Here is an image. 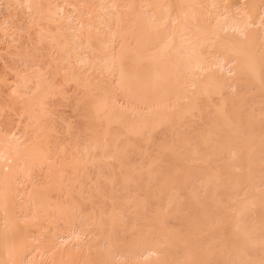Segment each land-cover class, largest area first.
Masks as SVG:
<instances>
[{
    "label": "rangeland",
    "instance_id": "rangeland-1",
    "mask_svg": "<svg viewBox=\"0 0 264 264\" xmlns=\"http://www.w3.org/2000/svg\"><path fill=\"white\" fill-rule=\"evenodd\" d=\"M245 1L247 0H228L227 2H239V4H243L245 3ZM223 6L224 4L221 5V7ZM244 7H246L245 4ZM257 7L258 14L260 12V15H262L264 19V0H261ZM26 14L27 13L22 9V7L18 5L17 1L10 0L9 2H7L5 0H0V132L12 134L13 132L20 130L19 127L21 125L25 124V126H21L22 128L25 127V130L29 129L27 127L31 128L33 126L32 122L35 120H31V117L27 118V116L24 115L25 109H23V107L27 104L28 99L32 95H29L27 93L29 96L27 94L26 97L25 95H22L23 97L21 96V98L23 99H19L20 96L18 95L17 91L14 90L15 88H17V86L21 85V83L19 84V82H21L20 79L22 77H28L29 75L38 73L40 74V77L41 79H43V81H45L46 79L51 83L53 82L55 89L57 88L55 94L53 93V95H45L44 97L42 96V99L40 100L41 105L39 104V106H36V108L38 107L39 110L41 109V111L40 113H38L39 110H35L34 112L36 113V117L39 116L38 120L44 117L43 121L42 119L38 121L40 127L42 126V129H40L42 131L39 133V130L36 135H40L38 137V140L40 142L42 141L41 143H43V149L45 150L48 148L47 155L50 152V154L48 155H51L50 161L48 160L49 164L45 161L44 163H46L47 165L43 164L42 162V164L45 165L43 166L42 164L39 163L38 165V163L35 162V164L37 165V169L34 167L35 164L33 166L30 165L29 171L31 169L32 170L30 172H23L25 173L24 178L23 176H21L22 173L21 175L19 174V177L21 176L22 178L20 177L21 179H19L18 177L20 181H17L16 184H18V187L16 185L15 187L19 188L27 185L25 186L26 190L24 189V187H22L23 192H21V188V190L17 189L19 190L18 193L27 192L23 195L21 194L23 196L21 197V199L23 200L25 195L28 194L30 183L33 182V185L35 184L34 186L32 185V188L34 187V189L35 186L38 185L39 186L36 187L37 189L47 186L48 183L46 184V182L44 181H46L47 179L48 167L54 166L55 168L58 167L62 169V166L60 165L63 164L64 168L67 167V169L65 168L66 171L64 170L63 172L67 173L62 174V182L59 179V187L61 189L64 188L63 191L65 192L67 190V194H70L68 192H71L69 196H72L73 198H69L70 200L74 201L73 212H75H72L73 215H69V224L66 223L67 219H64L63 221L60 220L61 223L57 221L58 223L54 222L52 224L46 219H44L46 220L44 222L43 219H36L38 220L36 221V217L34 218V223L32 222L33 218L29 217L34 214V211L30 215L31 206L27 205L29 206L26 207L28 208L27 214L30 212L28 214L29 216L27 215V221L30 220L29 222H32L34 224L29 229V234L30 236H32L31 238L35 239V242H33V239V241L27 239L31 241V244H29L30 246H32L30 247L31 249H27L29 252H31V250L33 249L32 253L36 250L37 252H34L36 254L33 253L34 256L31 253H27L28 259L27 254H24V256H26L24 258L25 262L26 259L28 261L32 257H35V255L37 257L38 255L40 256L39 258H37L38 261H41V257L44 256V258L42 257V259L47 262V257H45V255H48V252L46 253L45 251H47L48 249H46V247L50 248V246L52 247L53 244H55V249L62 248L64 250H69L67 248H70V250L75 252L76 249H78L77 245L82 244L81 246H83L84 250L86 245L88 247V245H90L91 243L93 244H91L92 248L95 247V250H89L99 252L102 251L101 253H104L105 251L106 255H108L109 261L112 262L111 264H149L150 262L151 264H157V262H159L158 264H218L220 261L222 262V260H227V258L225 257H227V254H229L231 251V249L229 250V248H231L232 240L236 241L237 239V241H241V239H243V236L245 238L249 235L248 233L251 232L250 230H252V228L254 230L255 227H260L261 223L264 222V203L255 207L249 206L251 200L249 197H251L252 200H255V195L257 196L259 193L258 196H260L262 194L261 191H264V145L261 151L258 153V161L256 160V169H253L256 172L255 173L253 171L251 172V170H249L246 165L244 166L247 160V156L246 154H244L245 149L234 148V151H232V149H230L229 151V147L225 148L226 150L224 149V153H220L221 155H219V152L215 151V149L218 147L215 146V142L217 141L216 143H219L221 141L218 140L220 136H215L218 137L217 140H215L214 135L210 136L209 132L211 131V134L215 129L214 128L213 130H211L213 128V125L216 127L215 123L217 122V119L220 118L219 112H222V109L224 110V113L231 115L230 118L231 120H233L234 124L236 123L239 125H237L239 128H243L241 132L243 130H248V132L244 131V133L246 132L257 134L261 133V131L264 130V88L260 86L264 84L262 83L264 82V67L262 69V72L260 73V76H262L263 74V79L261 78V82L259 83L260 85L254 83L255 86H260L259 88H257L258 86L255 87L253 83L250 84V81L248 82L245 76L236 78L237 86L233 87L235 85V80L233 81L231 78H229L231 79L230 81L228 77H232L233 79H235V77L231 76L233 75L232 73L227 74L228 72L226 69H219V67L214 64L216 62L215 58H217L216 56L218 55H216V53L214 54V52L212 55L211 51L208 52L207 50H209L210 47L208 49L206 48L208 47L206 45V51L203 48V51L205 53L204 55L206 56L204 58H208V61H205L206 63H208L206 64V66H211L210 68L207 66L205 74L207 75V72H209L211 73L210 75L215 74L217 77H221V82L224 80L225 87L222 86L223 91H220L221 93H223L222 95L217 96L216 93L214 94L208 88L205 89L206 86H204L203 82L200 81L205 79L204 76L206 75L203 74L204 72H201V76L197 70L193 71L191 69V71L195 73L193 75L191 74L190 70H187L190 72H186L185 68H180V70L178 65V67L176 68L180 70L179 75L177 70H171L169 72L166 71L168 73L165 72V74H169L168 78H166V84L168 85L171 83L172 88L175 87V90H177L178 86L180 85L185 90L183 88V90H181L179 87L180 92L178 90L173 93L174 89L169 87L170 89H172V91H170L169 89L167 90L163 88L167 85L163 84L164 82L161 81L162 85L165 86L159 85V87L162 89L157 86L159 90H157V87L155 86L156 88H154L157 92L153 91V87V90H150L151 92L148 90V88L146 90V87L143 86L144 84L141 85V88L139 89L138 86L137 88H135L134 86H130L131 92L135 91L134 89H136L135 93L133 94L134 97H131L132 93L131 96L130 94L128 96L126 93L127 91H125V96L123 95L124 93L121 94L124 88L122 90H118V87L113 84L114 79L109 76L110 73L108 69L106 70L107 66H102V63H98L97 61H95V57H93L92 55L93 53L89 55L90 52L87 51V57L89 56L88 59L92 58V60L89 61H93L92 63L97 62V65H94V67L92 65L88 67L86 73L87 75L85 76V79L88 82L90 81V83L87 84L94 83L96 84V86L94 84L92 85L98 87L95 88L97 90H92L93 95L90 96L85 90V84L81 85L76 83L77 85H73L72 82H69L68 84L64 81V73L60 72L57 69L58 63L54 62L58 61L56 60V56L53 55L54 51L46 42H43V44H41L42 42L39 43L37 40H35V33H33L35 31V27H33L34 23L31 22V25V23L27 19ZM5 20L8 21V24L5 23ZM258 28L255 29L258 30ZM256 35L258 36V34ZM123 44L122 46H124ZM125 44H127V47L131 48L130 43L129 45L128 43ZM147 48V51H143L144 55L142 54L143 52L141 54H138L144 56L141 57L143 59H140V61L146 63L145 67L150 66L148 65V63L158 52L156 48L155 51L154 48L152 49V47ZM131 50V53L134 54L135 49L132 47ZM126 51L129 50L126 48L125 52ZM209 53H211L210 55L215 57L213 58L211 56V58L210 55H208ZM133 54H131L132 58H134ZM133 60L134 59H132V61ZM231 60L232 59H230V61ZM142 62L141 64L145 65V63ZM126 63L127 66L125 68L126 70L127 68L129 70L131 64L130 62H128V60ZM229 63L233 64L232 62ZM128 64H130L129 67ZM230 64H228V66ZM226 68H231V65L230 67ZM183 69L185 71H183ZM56 70L58 71V73L56 72ZM164 70L165 69H163L162 73H164ZM195 71L197 72L198 77L196 76ZM126 72L128 73L129 71ZM170 72L173 76V82L170 81L172 78ZM188 73L191 74V76L193 75L194 78H198L197 80L198 82L200 81V86H202L203 84L206 93L212 92L213 94L208 93L207 95L205 93L207 97L201 95L203 96L201 98L194 92V94L196 95L194 96L193 90H195V88L191 87L189 83V80L192 78L189 77ZM174 76H178L176 78L177 81H175ZM165 77H167V75ZM125 78L127 82V79H129V77L127 76ZM188 78L190 79L188 80ZM36 79V77L33 78L30 85L34 84ZM64 82L67 84H65ZM173 83H175L177 86L173 85ZM126 84H128V82ZM123 85L125 87V84ZM135 85L137 84L135 83ZM19 89L20 91H22L21 87H18V91ZM81 89L83 91H81ZM113 89L116 90L114 94L116 93L117 95L115 94L114 96L113 92H110V95L107 94V97H109L107 98L108 100H106V103H108L107 105L105 103V105L109 108L112 107V109L114 107V110L112 112L115 111L117 113L116 120H120H118L117 122L116 120H114L115 122L110 121V123H108L107 121H105V119L107 117H110L108 115L109 113H107V110L109 108L104 109V114L102 112L104 116L103 117L101 113L95 112V106L97 105L93 104H95L94 102H100L101 98L104 99L105 96L103 95H106L104 94V92L106 93L108 90L114 91ZM140 89L142 92L140 91ZM260 89L262 90V92ZM207 90L209 91L207 92ZM167 91L169 93L164 94V92ZM182 91L184 92L182 93ZM85 92L88 95H85ZM155 93H159V96L155 95ZM111 94L114 97H112ZM120 95L122 96V98ZM149 95H153L152 98ZM180 95L181 99L179 98ZM144 96L150 97L151 100L153 99L154 103H148L147 106L145 102H142V100L144 101ZM182 96H184V100H182ZM220 96H222V98H228L227 101H224L226 100V98L223 100ZM147 97H145V99H150ZM156 101H158V104ZM192 101H194V103ZM220 101L222 102L223 106H221ZM140 102H142V104ZM224 103L226 104L224 105ZM192 104L193 106H191ZM145 105L147 107H145ZM92 106H94V109H92ZM179 106L181 108H179ZM187 106H189L190 112H187ZM194 106L197 108L193 110V108H195ZM184 107L186 110L183 109ZM219 108H221V110ZM31 109L30 110L33 111L35 109V105L32 106ZM184 110L187 113L183 115L180 111L183 112ZM177 111L178 114H180L178 117L175 116L177 114ZM118 112H120L119 118ZM165 113L167 114L165 115ZM170 114L171 116L174 115L173 118L171 117L172 120H170ZM227 114L226 116L229 117ZM150 116L152 118L154 116L153 120H156L155 124L153 126H150V128L147 126V130L145 128H143L144 130L140 129L142 132H138L139 135L138 133L135 135L132 134L131 129H129V124L132 125V123L135 121V123L138 124V121L144 120L145 118L152 119L150 118ZM165 116L167 117L165 118ZM232 116L235 117V119ZM157 119H159L160 121H158ZM27 120H29L30 123H28ZM25 122L29 125H26ZM45 129L48 132H45ZM215 133L216 132L213 131L212 134ZM206 140L209 143H205ZM191 143H193V146H196L197 144L200 145L198 147L201 149L198 150L203 152L202 161L193 160L194 154L191 155L190 152H184V149H186L187 147L192 150L193 146ZM223 143L226 144L225 141ZM47 144H49L48 147L45 146ZM219 144L222 143L220 142ZM225 144L223 145L225 146ZM28 145L31 144L29 143ZM198 147L196 146V148ZM41 149L39 148L40 151H42ZM180 150L182 153H180V158H178L179 156H177V154L179 155ZM44 152H46V150ZM181 154L184 155L183 157L188 154L192 158L187 159V157H189L187 155L185 157L186 159L183 158L181 160ZM52 158H54V160ZM79 160L82 161L80 163H77L76 161ZM54 161L56 163H54ZM225 165H227L228 169H225ZM227 170L229 171V173ZM249 172L254 174L250 175ZM38 175L39 177L37 178ZM229 175H231V177L233 178H229ZM32 178L34 181L32 180ZM32 188H30V190ZM63 191L60 192H62L63 194ZM54 192L52 194L50 193L52 195L50 199L53 200L51 202H61V204L64 205L63 202L66 201L69 205L71 201L68 200V195H66L65 192L64 195L67 196V200H63V197L65 198V196L63 195V197L61 198L62 195L60 196L59 192L57 194L58 196L55 195L57 190L55 193ZM16 193L17 192H15V203L17 204L22 201L20 200L21 195H18V199ZM53 196H56L55 198L57 199L55 200ZM246 200L247 202L245 203ZM247 203L248 205H246ZM71 204L72 203H70V205ZM15 207L19 212L16 213L18 214L16 216H21L22 214L19 215L21 212L19 211L20 209L18 208V206ZM243 210L245 211L243 212ZM38 214H40V212ZM21 222H23V220ZM48 223L49 225H47ZM254 223L256 224L252 227ZM50 224L55 228L56 231L51 228ZM46 226H50L48 230L45 229L47 228ZM72 226L74 227V229H72ZM33 227H36V230ZM65 227L67 230L65 229ZM37 228H40V233L45 235H39V232L36 233V231L38 230ZM96 229L99 231H97ZM54 231L57 234H55ZM88 231L89 233H87ZM53 233L55 234L54 236L58 238L57 239L55 237L57 240H53L54 242L50 240L53 239L51 238ZM64 233H66V235H71V237H73L76 241L74 242L73 239H64L63 241L60 236H62V234L63 236H65ZM36 234H38V237H40V241L38 240V238H35L37 237ZM41 236H43L42 241L44 245L50 243V241L53 244L50 245V243L49 246L46 245L44 246V248L43 244H41ZM139 237L141 238V240L143 238V240L141 241ZM138 238L139 240H137ZM93 240L96 242H94ZM230 240L231 244L229 245L227 244V242L229 243ZM138 241L141 242L140 245L138 244ZM38 242L40 243L37 244ZM135 243L138 245H136ZM34 244H36V246L38 245L37 247L43 248V251H41L40 253L38 249L35 250V247H33L35 246ZM57 244H59V246ZM134 244L141 248L136 249V246H134ZM62 245H64L65 247ZM154 247L157 250L154 251ZM142 248H144V250ZM134 250H136L135 253L133 252ZM80 252L82 253V251ZM223 252H226L227 254ZM153 253L154 255H152ZM222 253L224 256L222 255ZM156 255L158 258H156ZM29 257L31 258L29 259ZM59 258L52 259L57 262ZM61 258V263L63 261V263L65 262L66 264L67 259L64 258V260H62L63 258ZM52 259H50L48 255L47 264H53L54 261ZM148 261L150 262L148 263ZM45 262L44 264H46ZM221 264L226 263L222 262Z\"/></svg>",
    "mask_w": 264,
    "mask_h": 264
},
{
    "label": "bare ground",
    "instance_id": "bare-ground-1",
    "mask_svg": "<svg viewBox=\"0 0 264 264\" xmlns=\"http://www.w3.org/2000/svg\"><path fill=\"white\" fill-rule=\"evenodd\" d=\"M5 1L9 2L10 0H5ZM15 1H17L18 5L21 6L22 9L27 13L26 15H27V19L29 20V22L34 23L33 27H35L34 28L35 31L33 32V30H32V32L35 33V40H37L39 43L42 42L41 44H43V42H46L48 45H50L51 49L54 51L53 55H55L57 58V59L56 58L55 59L58 60V61H54V62L58 63V65L56 63V65L58 66L57 69L60 72L64 73L65 76L62 75L65 77L64 81L67 82L68 84H69V82L70 83L72 82L73 85L85 84V87H86L85 90L90 96L93 95L92 90L95 88H98V87H95L96 84H94V83H92V84H94L95 86L92 84H87V83H90V81L88 82L85 79V76L87 75L86 73H87L88 67L91 65L94 67V65H97V62L102 63V66L103 65L107 66L106 70L108 69V71L110 73V75L109 74L108 75L112 79H114L113 84H115L118 87V90L119 89L122 90L124 88L123 92L121 91L122 92L121 94L124 93L123 95L125 96L127 93L128 96H129V94L131 96V93H132L131 97H134L133 94L135 93L136 89H134L135 91L131 92L130 86H134L135 88H137V86H138V89H139V88H141L140 86L144 84L143 86L146 87V90L148 88L149 91L150 90L152 91L155 86L159 87V85L160 86L167 85L166 84V80H167L166 78H168L169 74H165L166 71L169 72L171 70H173V71L177 70L178 75H179V71L181 70L180 68H185L186 72H190L192 69L193 71L197 70L201 76H202L201 72H204L203 74H205V71L207 70V66L209 68L211 66V65L206 66V64H208V63H206L205 61L208 58L207 59L204 58L206 56L204 55L205 53L203 51V48L205 50L206 45L208 46L206 48L209 49V47H210V49L207 50L208 52L211 51L212 55H213V52H214V54L216 53V55H218V56H216L217 58H215L216 62L215 63L213 62V63L217 67H219V69H221V68L226 69L228 73L227 72H224V73H227V74L232 73L233 75H231V76L235 77V79H233L232 77H228V79L231 78L233 81L235 80V85L232 83L234 85L233 87L237 86L236 85L237 84L236 78H239L241 76H245L247 81L248 82L250 81L249 82L250 84H252V83L253 84L254 83L259 84L261 82V78L263 76V74H262V76H260V73L262 72V69L264 67V58H263L264 57L263 56L264 55V19H263L262 15H260V12L258 14V11H257L258 10L257 5L259 4V2L261 0H247L243 4L242 3L239 4L240 1L238 3H229V2H227L228 0H15ZM222 4H224L223 7H221ZM244 4L246 7H244ZM7 22L8 21L5 20V23H7ZM32 23H31V25H32ZM252 27H254V28H252ZM255 28H258V30ZM256 34H258V36ZM259 35H260V37H259ZM124 42L128 43V45L130 43L131 48L133 47L135 49V53H134L135 55L133 53H131V51H132L131 48L127 47L126 46L127 44H125ZM46 43H44V44H46ZM122 44L129 51L125 52L126 48L124 46H122ZM147 47H152V49L154 48V51L156 48L158 50V52L154 55V57L151 56L152 60H150L148 58L150 60V62L148 60L149 63L148 62L147 63L150 66L145 67L146 63L140 61V59L141 60L143 59L141 57H144V56L138 55V54H141L143 51H147V49H148ZM143 48H144V50H143ZM87 51L90 52L89 55L93 53L92 55H93V57H95V59L94 58L93 59L97 62L92 63L93 61H91V62L89 61V60H92V58L88 59L89 56L87 57ZM139 51H140V53H139ZM128 54L130 55V58H132L131 54H133V57H134V58H132V59H134L133 61H132V59L129 58ZM142 54L144 55V52ZM210 54L211 53H209L208 55H210ZM212 55H210V57ZM230 59H232V60L230 61ZM127 60H128V62H130L131 66L133 65L131 67L130 64H128V67L130 66L129 70H128V68H127V70L125 68L127 66L126 65ZM141 62L145 63V65L141 64ZM229 62H232L233 64H230ZM228 64L231 65V68H226V67H230V65L228 66ZM178 65H179L180 70H178L176 68V67H178ZM98 66H99V64H98ZM123 68H124V70H123ZM162 68L165 69L164 73H162L163 72ZM91 69H92V67H91ZM106 70H105V72H106ZM185 70L183 69V71H185ZM187 70H190V71H187ZM217 70H218V68H217ZM126 71H129V72L127 73ZM193 71H191V74L194 75L195 73H193ZM56 72L58 73L57 70H56ZM168 72H166V73H168ZM124 74H125V76H124ZM191 74H189V77L192 79L188 78V80L190 79L189 83H190L191 87L195 88V90H193L194 96H196L195 94H197L198 96H200L202 98L203 96H201V95H204V96H206V94L208 95L209 90L212 91L214 94L216 93L217 96L223 94L220 92L223 89L222 86H224V80L222 79L223 81L221 82V80H220L221 77H217L215 74H214L215 76L213 74L210 75L211 73L207 72V75L205 74L206 76H204L205 79L201 78L203 80H200V81H202L204 86H206L205 89H207V88L209 89V90H207L208 93H206V91L203 87V84H202V86H200L201 84H200V81L198 82V80H197L198 78L197 79H196V77L194 78L193 75L191 76ZM227 74H225V75H227ZM55 75H56V73H55ZM88 75H89V73H88ZM126 75L129 77V79H127V82L130 85L126 84L127 83L126 78H125V77H127ZM166 75H167V77H165ZM170 75H171V72H170ZM196 76H197V72H196ZM35 77L37 79H36L35 83L32 84L33 85L32 86V85H30V83L32 82V79ZM177 77L178 76L175 77V81H177L176 80ZM121 79H123V80H121ZM172 79H173V76L170 80L173 82L174 80H172ZM231 79H229V80L231 81ZM20 81L21 82H19V81H17V82H19V84L21 83V85L17 86V88L14 87L15 88L14 90L17 91L18 95L20 96L19 99H23V98H21L22 95H25V97H26L27 93L29 95H32L30 98L28 97L29 98L28 101L26 100L27 104L25 103L26 105L23 107V109H25L24 115L27 116V118L31 117V120L34 119L35 121L32 122L34 129H33V126L31 125L32 126L31 128L26 126L30 130L29 129L25 130L26 129L25 127H24L25 129L21 127V126H25V124H24V125H21L19 127L20 130L16 131L17 130L16 129L15 130L16 132H13L12 134L11 133L6 134L4 132H0V264H42L43 261L45 262V260L42 259V257L44 258V256L41 257V261L37 260V258L40 257L39 255H38V257L36 255H35V257H32V258L29 257V259L30 258L31 259L27 261V259H28L27 253L33 254L34 252H37L36 249H38L40 251V253H41V251H43V248L37 247L38 245L36 246V244H34L35 246H33V247H35L34 249L36 250V251H33V253H32L33 249L31 250V252H29L27 249V248L31 249L30 248V247H32V246H30L31 241L34 240L33 242H35V239L31 238L32 236H30V234H29V232H30L29 229L34 225L32 222H34L36 219H38V220L43 219V222L48 220L50 223L53 224L54 222L58 223L57 221L60 222V220L63 221L64 219H67L66 223L69 224L68 217H69V215L70 216L73 215L72 212L74 209V207H73L74 201L70 200V198H69V197H72V196H69L71 194V192H68L70 194H67L66 193L67 190L65 192V191H63L64 188L61 189L59 187L60 182H58V181L61 180V177L63 176L62 174L65 173V172H63L65 170V168L67 169V167H65V168L63 167V164L60 165V166H62L63 170L61 168H58V167L55 168L54 166H50V167L47 166L48 167V173L47 172L46 173H47V179L49 182L47 181V179H46V181H44V182H46V184L48 183L47 186L37 189L36 187H38L39 186L38 185V186H35V189H34V187L32 188L33 182L30 183V188H32V189L30 190V188H29L30 192L28 191V194L25 195L26 198L24 197L23 200L21 199V197H23L22 195L27 193V192L18 193L19 190H21V189H22L21 192H23L22 187H24V189L26 190L25 186H27V185H25V186L19 185L22 187L17 188L18 187L17 186L18 184H16L17 181H20L19 179L22 178L21 176H23V178H24L25 173H23V172H28L30 169L29 166L30 165L33 166L35 164V162H37L39 165V163L42 164V162H43V164H46L48 162V160L50 161L51 155L48 156L50 154V152L47 155V149L48 148L45 149L46 152H44L45 150L43 149L44 147L42 146L43 143H41L42 141L40 142L38 140L39 139L38 137L40 135L39 136L36 135V133L40 129H42L41 128L42 126L40 127L38 121H40L41 119L43 121L44 117L40 118L38 120L39 116L37 114L38 117H36V113H34V112H35V110H39V108L38 107L36 108V106L37 105L39 106V104L41 105V102H40V100L42 99L41 97L42 96L44 97L45 95L46 96L47 95H53V93L55 94L56 89H57V88L55 89L53 82L51 83L49 80H46V79H45V81H43V79H41V77H40V74H38V73L37 74L34 73V75H29L28 77H22L20 79ZM115 81L119 84H117ZM123 81L126 83H124ZM161 81H163L164 82L163 84H165V85H162ZM185 81H186V79H185ZM67 83H65V84H67ZM135 83L137 85H135ZM146 83H149V84H146ZM167 83H168V81H167ZM262 83H264V82H262ZM121 84L122 85L125 84V87H127L128 89L125 88L124 85L122 86ZM168 85H170V86H168ZM168 85L163 87V88H165L167 90L169 89L170 91H172V89L175 88V87L172 88L171 83ZM173 85H176V84L173 83ZM183 85H184V81H183ZM254 86H255V84H254ZM256 86H258V85H256ZM260 86H262L264 88V84H262ZM260 86H258L257 88H259ZM18 87L19 88L21 87L22 91H20V89L18 91ZM158 87H157V90H159V88H160V87L159 88ZM166 87H168V88H166ZM169 87H171L172 89H170ZM179 87L181 90L184 89L183 87H181L179 85L178 89L177 88H176L177 90L174 89L173 93L178 91ZM149 88H151V89H149ZM155 88L153 91H156ZM82 89H81V91H83ZM132 89H133V87H132ZM160 89H162V88H160ZM95 90H97V89H95ZM129 90H130V92H129ZM190 90H192V89H190ZM115 91L116 90H114V91L108 90L106 93L104 92V94H106V95H103V96H105L104 99L101 98L100 102L98 101V103L94 102L95 104H93V105H97V106H95V112H98L101 114L103 112V114H104V112H105L104 109L109 108L108 106H106L108 103V102L106 103V100H108L107 98L109 97V96L107 97V94L110 95V92H113V95L115 96V94H116V93L114 94ZM125 91H127V92L125 93ZM140 91H141V89H140ZM86 92H85V95L87 94ZM179 92H180V90H179ZM183 92L184 91H182V93ZM194 92H195V94H194ZM261 92H262V90H261ZM152 93H154V92H152ZM167 93H169V92L168 91L164 92V94H167ZM211 93H209V94H211ZM185 94H186V92H185ZM113 95H112V97H114ZM155 95L159 96V93L158 94L155 93ZM149 96L152 98L153 95H149ZM145 97H147V96H144V98H143L144 101L142 100V102H145V104H147V106H148V103L149 104L154 103L153 99L151 100L150 97H147V98H150L147 100V99H145ZM180 97H181V95L179 96V98ZM183 97L184 96H182V100H184ZM220 97L222 98V96H220ZM121 98H122V96H121ZM225 98H222V99L224 100ZM198 99H200V98H198ZM227 99L228 98H226V100H224V101H227ZM131 101H133V100H131ZM142 102H140V103L142 104ZM156 102L158 104V101H156ZM192 102L194 103V101H192ZM105 103H106V105H105ZM159 103H160V101H159ZM195 103H196V101H195ZM187 104H188V102H187ZM189 104H190V102H189ZM225 104L226 103H224V105ZM34 105H35V109L33 111H31L32 110L31 107ZM155 105H156V103H155ZM147 106L145 105V107H147ZM189 106H187L188 107L187 112H190ZM191 106H193V104ZM221 106H223L222 102H221ZM93 107L94 106H92V109H94ZM177 107H178V105H177ZM179 108H181V107L179 106ZM192 108H191V110H192ZM196 108L197 107L193 108V110ZM148 109H150V108H148ZM183 109H185V107ZM219 109L221 110V108H219ZM113 110H114V107H113V109H112V107L109 108L107 110V113H109L108 115L110 117H107L106 119L103 118L108 123H110V121L115 122L114 120L117 119L116 118L117 113L115 111L112 112ZM185 110L183 112H185ZM40 111H41V109L39 110L38 113H40ZM45 111H46V109H45ZM223 111L224 110L222 109V112L221 111L219 112L220 118L217 119V122H218V120H219V122L215 123L216 127L213 125V128L211 129V130H213L215 128L213 131L216 133L212 134L213 133V131H212V133L210 134L211 131L209 132L210 136L214 135L215 140H217V138L220 136V138H218V140H221L220 142L222 144H219L220 142L216 143L217 142L216 141L215 146H218V147L217 148L215 147L216 148L215 151L219 152L218 154L221 155L220 153L223 154L224 153L223 151L226 150L225 148L230 147L229 151H230V149H232V151H234L235 150L234 148L245 149L244 154H246L247 160H246V164H244V166L246 165V167L249 170H251V172L252 171L255 172L253 169H256V160L258 158V153L261 151V149L263 148V145H264L263 144L264 143V140H263L264 130H262L261 133H257V134L246 133V132H248V130L247 131L243 130L241 132V130L243 128H241V127L239 128L238 127L239 125L236 123L234 124L233 120H231V118H230L231 115H228L227 113H224ZM172 112H174V111H172ZM180 112L183 115L187 113V112L183 113L182 111H180ZM119 113L120 112H118V118L120 117ZM176 113L177 114L175 116L178 117L180 114H178V111ZM103 114H102V116H103ZM150 114H151V112H150ZM166 114L167 113H165V115ZM226 114L229 117H227ZM42 115H44V114H42ZM167 116H165V118ZM161 117H162V115H161ZM171 117L173 118L174 115L171 116V114H170V118ZM150 118H152V117L150 116ZM172 118L170 120H172ZM233 118L235 119V117H233ZM153 119H154V116L152 119H149V118L146 119L145 118L144 120L138 121V124L135 123L136 122L135 121L132 123V125L129 124V129H131L132 134L135 135L138 132H142L140 129H143V128L146 129L147 126L149 128H150V126H153L155 124V121H156ZM118 120H120V119H118ZM118 120H116V122ZM157 120L160 121L159 119H157ZM27 121H28V123H30L29 120H27ZM28 123H26V125H29ZM40 124H41V122H40ZM43 126H46V125H43ZM41 131L42 130H40L39 133ZM244 131H246V132L244 133ZM45 132H48V131H46V129H45ZM47 134H49V133H47ZM138 135H139V133H138ZM215 136H218V137H215ZM45 140H43V141H45ZM208 140H209V138H208ZM222 141L223 142L225 141L226 144L223 143ZM29 143L31 145H28ZM205 143H209V142H207V140H206ZM205 143H203V144H205ZM181 144H182V142H181ZM191 144L193 146V143H191ZM216 144H218V145H216ZM223 144H225V146L226 145L227 146L225 147ZM40 145H41V147H40ZM48 145L49 144H47L45 146L48 147ZM194 146H193L192 150H190V148L187 147L186 149H184V152H186V153L190 152L191 155L194 154L193 160H199V161L201 160L202 161L203 160L202 159L203 158V152L198 150V149H201L198 147L200 145H198V144L196 145L198 148H196V146L195 147ZM39 148L40 149L42 148L41 149L42 151H40ZM52 148H53V146H52ZM188 148H189V150H188ZM180 153H182L181 150L179 152V155L177 154V156H179L178 158H180ZM183 156L184 155H182L181 160L186 157V156L185 157H183ZM189 158H192V157H190V156L187 157V159H189ZM52 159L54 160V158H52ZM45 161H46V163H44ZM81 161L82 160H79L76 162L80 163ZM54 163H56V162L54 161ZM48 164H49V162H48ZM42 165H40V166H42ZM50 165H52V164H50ZM36 166L37 165L35 164L34 167L36 168ZM43 166H45V165H43ZM225 166H226L225 169H228L227 165H225ZM226 172H225V176H226ZM21 173H22V175H21ZM38 173H40V172H38ZM228 173H229V171H228ZM19 174L21 175L20 176L21 178L19 177ZM71 174H74V173H71ZM252 174H254V173H250V175H252ZM34 175H35V173H34ZM26 176H28V175H26ZM229 176H227V177L233 178V177H231V175H229ZM18 177H19V179H18ZM38 177H39V175L37 176V178ZM29 178H30V176H29ZM22 180H24V179H22ZM32 180H33V178H32ZM67 180H69V179H67ZM29 182H31V181H29ZM61 182H62V180H61ZM65 182H67V181H65ZM23 183H24V181H23ZM25 184H26V182H25ZM68 184H70V183H68ZM15 185L17 187H15ZM17 189H19V190H17ZM56 190H57V192H56ZM59 190L63 191V194ZM54 191L56 192L55 195H57L59 192L60 196L62 195L61 198L63 197L64 192H65L66 195H68V200L71 201L70 203H72V204L70 205V203H69V205H68V202H66V201L63 202L64 205H62L61 202L60 203H57L56 201H54L55 203L51 202L53 200H51L50 197L52 196L51 194ZM15 192H17L16 193L17 198H18V195L22 194L20 196V200L22 202L17 203L18 205L15 203V201H16L15 200L16 199L15 198ZM261 193L262 194L260 196H258L259 195V193H258V195H257L258 199H257L256 195H255L256 199L254 198L255 200H252V198L249 197L251 199L250 205H249L250 207H252V206L255 207L257 205L264 203V191L263 192L261 191ZM66 195H64L65 198L63 197V200H65V199L67 200ZM56 199L57 198H55V200ZM65 202L67 203V205ZM246 202H247V200L245 201V203ZM27 205H29V206H31V208H33V209L30 208L31 213L29 212L31 215L34 211V214L31 215L32 217L28 215L29 213L27 214L28 208H26V207H29ZM246 205H248V203ZM15 206H18V208L20 209L19 211L22 212V213L20 212V214H19V215L22 214L21 216H16V215H18L16 213H19V212L16 210ZM78 209H79V207H78ZM245 210H243V212ZM39 212H40V214H38ZM27 215L30 218H33V221L31 223L29 222L30 220L27 221L28 220ZM33 215H34V217H33ZM238 216H240V215H238ZM20 218H21V221L23 220V222L20 221ZM34 218H35V220H34ZM74 218H76V217H74ZM44 219H46V220H44ZM24 220H26V221H24ZM38 220H36V221H38ZM38 224H39V222H38ZM62 224H63V222H62ZM91 224H93V223H91ZM96 224H98V223H96ZM255 224L256 223H254V225H252V227L255 226ZM44 225H46V224H44ZM47 225H49V223ZM257 225H258V223H257ZM49 227H47L45 229L48 230ZM43 228H44V226H43ZM51 228H53L55 230V228L52 227V225H51ZM255 228H254V230L252 228L253 231L249 229L251 232L250 233L247 232L249 235L246 234L248 236L245 238L243 236V239H241V241L240 240L237 241V239H236V241L232 240V242H231V240H230L229 243L227 242V244H229V245L232 243L231 248H229V250L231 249V251L229 254H227L226 252H223V253H226L228 255V256L226 255L227 257H225V258H227V260H222L223 263H226V264H264V222L261 223L260 227L257 226ZM34 229L36 230V227ZM37 229L39 231L37 230L36 233L37 232L40 233V228H37ZM65 229H66V227H65ZM72 229H74V227ZM55 231H54V233H55ZM97 231H99V230H97ZM54 233L51 237L53 239L49 238L50 240H52V242H54L58 239L56 236H54L57 233H55V234ZM87 233H89V231ZM41 234L42 233H40L39 235H41ZM64 234H65V236H63V234H62V236H60L61 239H63V241H64V239L65 240H68V239L74 240V238L71 237V235H69V234L66 235V233H64ZM80 234H81V232H80ZM36 235H37V237H35V238H38V240L40 241V237H38V234H36ZM42 235H45V234H42ZM33 236H35V235H33ZM48 236H51V235H48ZM141 237H143V236H141ZM42 238H43V236H41V242H42L41 244H43ZM139 238L137 240H139ZM27 239H29L31 241H29ZM75 239H77V238H75ZM140 240H141V238H140ZM142 240H143V238H142ZM75 241L76 240H74V242ZM94 242H96V241H94ZM39 243L40 242H38L37 244H39ZM50 243H51V241H50ZM50 243H48L46 245L49 246ZM171 243H172V241H171ZM41 244H40V246H41ZM52 244L53 243H51L50 245H52ZM76 244H78V243H76ZM91 244L88 245V247L91 246L89 248L85 244L86 247L84 250H83V246H81L82 244L77 245L78 249H76L75 252L70 250V248H67L70 251L66 250V249L64 250L62 248L61 249L60 248L55 249V244H53V246L52 247L50 246V248L46 247V249H48V250L45 252L46 253L48 252L50 259H52V258L58 259L59 257L60 258L62 257L63 259L62 258L61 259L64 260V258H66L67 259V260L65 259L67 261L66 264H111L112 263L111 261H109L108 255H106L105 251H104V253H101L102 251L101 252L90 251L89 249L95 250V247L92 248L93 244L92 245ZM135 244H134V246H136L138 244L140 245L141 242L138 241V244H136V245ZM46 245L43 244V247ZM57 245L59 246V244H57ZM62 246H64V245H62ZM94 246H95V244H94ZM60 247H61V245H60ZM137 247L138 246H136V249L141 248V247L140 248L139 247L137 248ZM96 248H97V246H96ZM130 248H132V247H130ZM149 248H151V247H149ZM142 249L144 250V248H142ZM155 250H157V249L155 248L154 251ZM26 251H28V252H26ZM80 251H82V253ZM125 251H126V249H125ZM135 251L136 250H134L133 252L135 253ZM223 253H222V255H223ZM24 254H27L26 262L24 259L26 256H24ZM34 254H36V253H34ZM34 254H33V256H34ZM48 255L47 254L45 255V257H47V259L45 258L47 260V262H48ZM120 255H121V253H120ZM152 255H154V253ZM138 256H140V255H138ZM60 258H59V260H60ZM156 258H158L157 255H156ZM20 259H22V260H20ZM53 261H54L53 264H55V263L56 264H58V263L65 264V262L63 263V261L61 263V260L59 262L58 261L55 262V260H53ZM159 261H160V258H159ZM44 262H43V264H44ZM47 262H45V263L47 264ZM52 262H49V263H52ZM149 262L150 261H148V263ZM158 263L159 262H157V264ZM163 263H164V261H163ZM130 264H132V263H130ZM140 264H142V263H140ZM149 264H151V262ZM160 264H162V263H160Z\"/></svg>",
    "mask_w": 264,
    "mask_h": 264
}]
</instances>
